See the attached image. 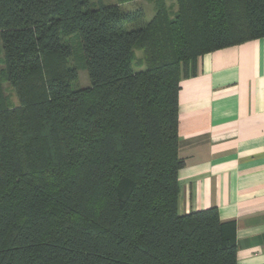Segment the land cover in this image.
Instances as JSON below:
<instances>
[{
	"label": "trees",
	"instance_id": "1",
	"mask_svg": "<svg viewBox=\"0 0 264 264\" xmlns=\"http://www.w3.org/2000/svg\"><path fill=\"white\" fill-rule=\"evenodd\" d=\"M148 1L0 0V264H238L236 220L179 211V93L264 0Z\"/></svg>",
	"mask_w": 264,
	"mask_h": 264
},
{
	"label": "crops",
	"instance_id": "2",
	"mask_svg": "<svg viewBox=\"0 0 264 264\" xmlns=\"http://www.w3.org/2000/svg\"><path fill=\"white\" fill-rule=\"evenodd\" d=\"M179 109L180 213L216 206L238 264H264V37L200 57Z\"/></svg>",
	"mask_w": 264,
	"mask_h": 264
},
{
	"label": "rangeland",
	"instance_id": "3",
	"mask_svg": "<svg viewBox=\"0 0 264 264\" xmlns=\"http://www.w3.org/2000/svg\"><path fill=\"white\" fill-rule=\"evenodd\" d=\"M93 2L96 3V5H99L98 4V1H102V3L106 4V5H111V4H115L117 3V0H92ZM139 3L140 4H136V3H126L124 4V8L126 9H132L134 7H138V5H141L145 8V11H146V17H147V20L151 19L155 13L154 11V6H153V3L149 2L148 0H139ZM175 13H176V7L174 10L171 9V15L174 17L175 16ZM135 52L137 54V59H136V62L139 61L141 58H143V53L141 50L135 48ZM0 57H3V51H2V43H1V40H0ZM78 57V56H77ZM75 61L79 60V57L78 58H74ZM135 68L137 70L141 69V68H138L137 66H135ZM144 68V67H143ZM6 85V93L7 94H10L12 97H13V100L15 103L18 102V98L16 97V95L13 93L14 91L10 90L8 88V83H5ZM91 85V81H90V78H89V74H88V70L86 68H79V77L78 79L73 83V88L74 89H78V88H84V87H87Z\"/></svg>",
	"mask_w": 264,
	"mask_h": 264
}]
</instances>
